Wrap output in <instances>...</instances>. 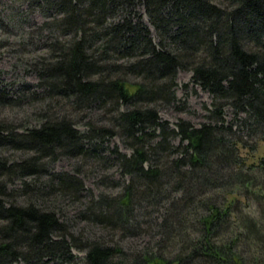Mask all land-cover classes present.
<instances>
[{
	"label": "trees",
	"instance_id": "trees-1",
	"mask_svg": "<svg viewBox=\"0 0 264 264\" xmlns=\"http://www.w3.org/2000/svg\"><path fill=\"white\" fill-rule=\"evenodd\" d=\"M31 2L54 8L44 26L70 38L35 64L39 124L21 130L0 113V264H75L74 248L83 264H264V0ZM181 69L212 97L198 126L160 115L178 99ZM24 100L0 83V111ZM94 107L106 121L79 129ZM115 136L131 151L104 146ZM108 148L129 177L117 195L84 202L79 169L50 171L63 156L106 161ZM55 196L79 200L84 220L121 238L76 234L47 203ZM152 230L142 249L121 243Z\"/></svg>",
	"mask_w": 264,
	"mask_h": 264
},
{
	"label": "rangeland",
	"instance_id": "rangeland-1",
	"mask_svg": "<svg viewBox=\"0 0 264 264\" xmlns=\"http://www.w3.org/2000/svg\"><path fill=\"white\" fill-rule=\"evenodd\" d=\"M138 10L140 14H143V20L149 26L153 39L158 42L155 28L150 23L144 7L140 5ZM58 15L59 13L54 8H47L45 4L36 5L31 0H0V83L14 96L25 95V100L20 106L3 109L0 113L6 115L10 121L20 124L21 130L25 126L38 125L37 113L46 105L45 100L32 99L35 90L42 91V88L38 87L40 77L35 66L36 62L41 57L50 56L51 46L56 40L70 38L60 34L52 27L44 26L46 21ZM177 83L178 99L175 103L160 108L161 117L169 120L172 124H175L179 118L190 120L196 126L206 122L208 108L212 106L210 93L192 81L190 70L181 69L177 76ZM41 95L44 97L43 93ZM54 105L55 103L52 104V106ZM54 110L56 109L54 108ZM68 112L70 116L76 115L70 107H67ZM82 114L84 117H80ZM78 117L80 118L77 127L82 130L87 128L86 121L89 118L96 117L100 123L106 121L102 110L98 107L83 110ZM226 117L228 120L232 119L231 109L227 110ZM175 141L178 142L179 139ZM104 146H109L110 149L118 146L125 152L131 151L119 136L108 139ZM262 146L263 144H261ZM110 149L106 150L109 156L108 159H105L106 161L98 163L93 159L83 161L78 156H63L50 165V171L76 172L79 169V176L86 185V190L83 192L84 202L89 201L93 194L95 196L102 193L117 195L123 191V186L129 177L121 172L115 155L110 153ZM5 153L16 157V159L25 156L24 152L10 149ZM259 154L260 152L257 155ZM24 198V196H19L20 200ZM47 203L60 210L59 212L63 213L61 215L68 222L71 230L76 234L83 233L84 238H105L113 241L121 238L119 232L113 231L101 223L84 220L79 213L84 205L79 200H73L67 196H55ZM156 235L155 230L143 232V234L125 237L121 243L131 250L142 249L153 241L157 237ZM74 253L76 255L75 264H83L85 251L74 248ZM13 264H26V262L18 260ZM46 264H53V262L47 261Z\"/></svg>",
	"mask_w": 264,
	"mask_h": 264
}]
</instances>
